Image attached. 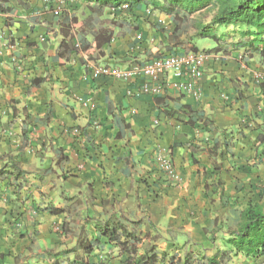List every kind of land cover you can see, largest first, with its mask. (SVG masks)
<instances>
[{"label":"crops","instance_id":"crops-1","mask_svg":"<svg viewBox=\"0 0 264 264\" xmlns=\"http://www.w3.org/2000/svg\"><path fill=\"white\" fill-rule=\"evenodd\" d=\"M84 7L0 0V264H133L150 247L155 264H264L224 254L237 212L261 206L247 191H259L264 159V60L243 59L235 39L197 40L201 52L221 48L208 54L199 99L171 87L136 95L140 77L93 78L89 68L183 52L166 40L168 19L141 4L136 29L99 27ZM102 31L112 34L98 46ZM165 150L176 179L156 164ZM126 235L139 240L134 255L118 244Z\"/></svg>","mask_w":264,"mask_h":264},{"label":"trees","instance_id":"trees-1","mask_svg":"<svg viewBox=\"0 0 264 264\" xmlns=\"http://www.w3.org/2000/svg\"><path fill=\"white\" fill-rule=\"evenodd\" d=\"M87 9L95 16H101L105 9H118L122 5H128V10L138 5L152 11H157L166 17H170L175 29L166 36L168 44L173 48H180L186 53L189 51L197 52L199 49L194 44V40L209 39L212 42L221 43L235 39V48L241 51L242 58L251 60L255 57L264 60V0H85ZM211 10V21L197 28L193 38L182 39L184 36L182 25L193 16L196 12ZM90 20H88L89 22ZM226 30V31H221ZM100 32L94 36V40L98 46L109 42L110 36L105 37ZM68 34V35H67ZM66 39H63L59 45L60 51L63 53L69 47L66 40H71L73 35L68 31ZM226 39V40H225ZM193 41V42H192ZM82 51H88L90 44L83 42ZM192 42V43H190ZM70 48L69 50H71ZM73 50V49H72ZM221 48L203 49L204 53L216 54ZM201 52V51H200ZM172 53H177L173 52ZM133 225V223L131 224ZM233 227L228 228V239L226 244L231 245L232 249L225 251L233 255L242 254L250 257L255 261L263 258L264 263V212L258 204H248L246 208L240 210L233 220ZM101 236L108 240L117 242V233L115 230L103 229ZM80 238V237H79ZM125 242L118 243L122 250L130 255H134L138 238L132 235H126ZM82 245V241L78 240ZM97 241V240H96ZM87 254L91 253L92 244L84 245ZM154 247H150L145 255L133 258V264H155L156 254ZM221 260L223 261V256ZM216 257V256H215ZM215 257L210 259V263H216Z\"/></svg>","mask_w":264,"mask_h":264},{"label":"built area","instance_id":"built-area-1","mask_svg":"<svg viewBox=\"0 0 264 264\" xmlns=\"http://www.w3.org/2000/svg\"><path fill=\"white\" fill-rule=\"evenodd\" d=\"M111 10L115 11L116 9ZM118 10L125 12L128 10V5L124 4ZM150 13V10H146L147 15ZM208 57L206 53L200 51L180 52L152 58L147 62L133 64L125 69L95 65L89 68V74L93 78L105 77L125 83L140 77L141 84L136 95L139 93L152 96L160 95L165 88L171 87L173 90L190 95L197 100L201 95L199 83L203 78V67L208 61ZM167 76H170L171 79H166ZM156 164L170 178H177L166 150L157 156Z\"/></svg>","mask_w":264,"mask_h":264},{"label":"rangeland","instance_id":"rangeland-1","mask_svg":"<svg viewBox=\"0 0 264 264\" xmlns=\"http://www.w3.org/2000/svg\"><path fill=\"white\" fill-rule=\"evenodd\" d=\"M83 4H85V7L83 10L87 9V2L85 0H82ZM145 6V5H143ZM88 10V9H87ZM116 14H110L108 11L103 10V13L101 14V16L96 17L95 18V23L100 27V26H106V27H111V26H121V27H125L127 26L128 28H133L136 29L137 28V24L138 22L134 19L133 16V12L132 9L129 12H122L118 9H116L115 11ZM151 14H159L157 11H152L151 10ZM163 15V14H161ZM165 18H167L169 21H171L170 17H166L164 15ZM211 10H205V11H201V12H196L193 14V16L188 20V22L184 23L182 25L183 28V34L184 36H182V39H187V38H193L196 30L199 26L201 25H205L208 22L211 21ZM168 20H166V24L164 25L165 27V36H168L174 29H175V24H173L172 22L169 23ZM142 23L154 28L153 24L151 22H147V20L143 19L141 20ZM163 33V32H162ZM194 42L197 40L192 39ZM192 41V42H193ZM190 42V43H192ZM208 43H212L211 40L206 39V40H199V44L202 46L203 44L205 46H208ZM161 49H163L160 46ZM159 49V50H161ZM264 63V61H263ZM259 167L257 169V171H259V177L254 179V182L256 183L255 186L258 184V186H256L255 188H258L259 191L258 192H251L252 188H249V191H247V194H255V198L258 199V202L264 209V159H260L259 161Z\"/></svg>","mask_w":264,"mask_h":264}]
</instances>
